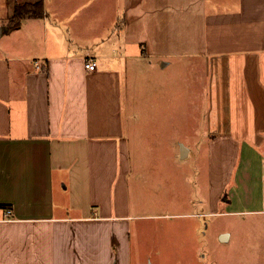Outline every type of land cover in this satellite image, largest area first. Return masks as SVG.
<instances>
[{"label": "crops", "instance_id": "1", "mask_svg": "<svg viewBox=\"0 0 264 264\" xmlns=\"http://www.w3.org/2000/svg\"><path fill=\"white\" fill-rule=\"evenodd\" d=\"M26 1L37 0H0V29ZM43 3L45 16L0 37V264H143L144 256L153 264L143 225L174 216L187 219L184 240L198 247L203 200L133 198L141 186H131L134 164L154 169L148 155L133 152L146 123L131 86L155 60L162 68L201 61L210 188L221 177L215 151L231 145L235 192H248L254 169H264L258 158L240 161L249 151L263 160L264 0L222 10L207 0ZM90 57L95 70L85 67ZM173 157L165 172L173 173ZM241 200L231 193L233 212L246 211Z\"/></svg>", "mask_w": 264, "mask_h": 264}, {"label": "rangeland", "instance_id": "2", "mask_svg": "<svg viewBox=\"0 0 264 264\" xmlns=\"http://www.w3.org/2000/svg\"><path fill=\"white\" fill-rule=\"evenodd\" d=\"M207 5L211 10L232 9L238 7L239 0H207ZM185 60L189 62L188 68L182 62ZM140 72V78L134 83L131 81V92L140 97L142 120L146 124L141 128L140 141L138 137L134 139L136 150L133 152L148 155L146 158L153 162L150 168L154 170L141 172L140 166L134 164L140 160L134 158L131 186L136 185V189L137 184L141 186L140 190L133 189V198L168 199L178 203L194 197L205 203L199 216L198 247L184 240L185 217L145 221L147 225L143 227L147 233L142 235L144 240L150 239L148 258L153 264H264V169H254L248 192H235L233 163L236 153L231 145L230 150L225 151L223 147L224 150L215 151L221 158L219 186L222 185V189L219 186L210 188V154L213 151L205 118L209 98L204 65L198 59H173L168 67L162 68L155 60L152 67H142ZM183 147L187 152L191 149L185 157H182ZM254 148L257 149V145ZM257 151L263 157L262 162L250 151L249 158L246 159L244 152L240 161L250 163L258 158L256 163H264V145ZM172 154L173 173L165 172L172 164ZM141 175L142 183L138 179ZM145 176H151L150 184ZM231 193L244 199L239 208L246 211L233 212L237 206L229 202ZM173 210L178 212L177 207ZM152 211L147 209V212ZM146 258L142 257L143 264Z\"/></svg>", "mask_w": 264, "mask_h": 264}, {"label": "trees", "instance_id": "3", "mask_svg": "<svg viewBox=\"0 0 264 264\" xmlns=\"http://www.w3.org/2000/svg\"><path fill=\"white\" fill-rule=\"evenodd\" d=\"M45 16V9L43 0L33 2H21L14 6L12 15L10 16L8 29L17 28L20 26L22 20L27 17H43Z\"/></svg>", "mask_w": 264, "mask_h": 264}, {"label": "built area", "instance_id": "4", "mask_svg": "<svg viewBox=\"0 0 264 264\" xmlns=\"http://www.w3.org/2000/svg\"><path fill=\"white\" fill-rule=\"evenodd\" d=\"M85 67L89 70H95L97 69V62L93 58L90 57L85 61ZM10 212L11 210H8V213Z\"/></svg>", "mask_w": 264, "mask_h": 264}, {"label": "water", "instance_id": "5", "mask_svg": "<svg viewBox=\"0 0 264 264\" xmlns=\"http://www.w3.org/2000/svg\"><path fill=\"white\" fill-rule=\"evenodd\" d=\"M7 29H8L7 26H5V27H3V28L0 29V37L2 36L3 31H4V30H7ZM182 152H183V153H182V157H185V156L187 155V148L183 147Z\"/></svg>", "mask_w": 264, "mask_h": 264}]
</instances>
